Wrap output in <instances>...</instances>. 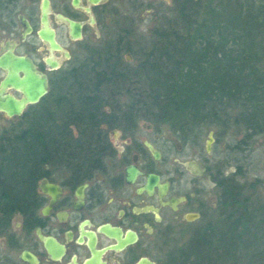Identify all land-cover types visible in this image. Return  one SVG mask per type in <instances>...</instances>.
<instances>
[{
	"label": "flooded vegetation",
	"instance_id": "af4514ba",
	"mask_svg": "<svg viewBox=\"0 0 264 264\" xmlns=\"http://www.w3.org/2000/svg\"><path fill=\"white\" fill-rule=\"evenodd\" d=\"M45 1L47 26L41 20ZM73 2L0 0V57L24 56L47 77V94L36 106L51 94L90 85L96 91L92 95L104 102L96 107L105 117L90 122L91 128L75 119L52 121L62 134L59 151L35 170L29 196L15 203L0 193V264H30L23 252L33 256V264H138L142 258L163 264L160 251L172 241L236 236L234 226L243 212L239 200L247 209L264 207L262 195H256L264 180L247 174L254 138L245 145L238 131L233 137L216 127L181 132L168 121L145 118L143 110L155 115L157 110L141 102V74L127 70L132 52L120 38L95 45L105 32L118 29L117 5L113 0ZM65 19L80 25V38L73 37L76 30ZM48 30L58 47L41 36ZM108 48H118L114 66L121 71H92L98 61L111 68L110 56L96 55ZM5 74L0 68V81ZM134 99L140 103L133 104ZM260 251L237 244L231 253L220 252L233 257L230 264H264L251 258ZM98 256L101 263L95 261Z\"/></svg>",
	"mask_w": 264,
	"mask_h": 264
},
{
	"label": "trees",
	"instance_id": "16d2710c",
	"mask_svg": "<svg viewBox=\"0 0 264 264\" xmlns=\"http://www.w3.org/2000/svg\"><path fill=\"white\" fill-rule=\"evenodd\" d=\"M162 3L168 12L150 30L147 44L137 48V68L127 69L141 74V102L156 107L157 115L143 110L144 117L168 121L181 132L216 127L233 137L238 131L245 145L264 135V0ZM96 55L110 56L112 66L104 68L98 61L92 71H121L114 66L118 48ZM92 92V86L79 84L62 95H49L26 121L0 124V193L15 203L29 196L35 170L48 154L59 151L62 134L52 121L75 119L91 128L90 122L105 118L96 107L104 102ZM239 201L243 212L234 226L236 236L185 242L163 264H213L215 257L221 261L226 255L220 251L237 244L261 250L251 258L264 262V207L247 209Z\"/></svg>",
	"mask_w": 264,
	"mask_h": 264
},
{
	"label": "rangeland",
	"instance_id": "374dc122",
	"mask_svg": "<svg viewBox=\"0 0 264 264\" xmlns=\"http://www.w3.org/2000/svg\"><path fill=\"white\" fill-rule=\"evenodd\" d=\"M119 9V16L116 17L118 20V29L113 28L111 32H106L98 39H95V45H102L108 43L110 41H117L118 38L122 39L121 46L130 47L132 51V63L129 64V70L134 68L139 60V56L137 54V48L144 47L149 37H151V29L154 27H158L161 22V15L167 13L165 10V5L162 1L159 0H113ZM171 5V4H169ZM170 15V13L168 14ZM122 29L127 30V32ZM86 41V40H84ZM125 53L122 54L124 57ZM131 67V68H130ZM36 106H29L25 112L16 118L5 119L0 115V124L8 125V124H16L20 121H26L32 109ZM205 138V137H204ZM249 165L246 167L249 168L247 174L249 177H259L264 180V135L257 136L254 138V142H252V149L249 153ZM262 195L259 200L264 201V181L263 186L259 189L256 194ZM259 198V197H258ZM171 240H169L170 242ZM175 243H177V247H174ZM184 243L178 241H172V243L166 244L165 248L163 247L159 254V259L161 263L167 253L173 251L174 248L178 249L183 247ZM231 256L224 255L223 261L225 264L230 263ZM220 263V257H215L213 260V264Z\"/></svg>",
	"mask_w": 264,
	"mask_h": 264
},
{
	"label": "water",
	"instance_id": "95a60500",
	"mask_svg": "<svg viewBox=\"0 0 264 264\" xmlns=\"http://www.w3.org/2000/svg\"><path fill=\"white\" fill-rule=\"evenodd\" d=\"M167 4H171V0H163ZM74 5L78 4V0H74ZM48 4L45 3L42 6L41 20L45 26L48 24L47 19ZM70 28L75 29L73 34L74 38H80V25L75 24L73 21L65 19ZM49 31V30H48ZM41 36L48 40L52 46L58 47L54 40V32L50 30L48 35L40 32ZM129 58V57H128ZM0 68L6 71L5 76L0 81V113L7 118H12L22 115L27 105H33L40 101V99L47 94V77L44 74L39 73L30 59L8 52L0 57ZM9 89L18 91L20 96L17 97L13 93L9 92ZM213 140L212 131L208 134L206 141L207 149L209 150L211 142ZM149 148L152 150L150 145ZM155 157L158 154H154ZM111 249H120L122 245L110 246ZM22 259L28 261L30 264L36 262L33 256H26L25 252L21 255ZM97 263H101L98 258L95 260ZM83 264H90L86 261ZM138 264H152L147 258H142Z\"/></svg>",
	"mask_w": 264,
	"mask_h": 264
}]
</instances>
